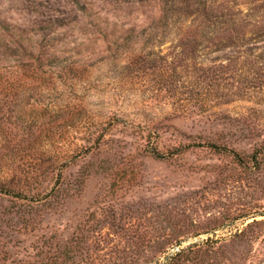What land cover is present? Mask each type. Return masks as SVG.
Here are the masks:
<instances>
[{"label":"rangeland","instance_id":"rangeland-1","mask_svg":"<svg viewBox=\"0 0 264 264\" xmlns=\"http://www.w3.org/2000/svg\"><path fill=\"white\" fill-rule=\"evenodd\" d=\"M160 14L0 0V264H264L263 49Z\"/></svg>","mask_w":264,"mask_h":264},{"label":"trees","instance_id":"trees-1","mask_svg":"<svg viewBox=\"0 0 264 264\" xmlns=\"http://www.w3.org/2000/svg\"><path fill=\"white\" fill-rule=\"evenodd\" d=\"M161 14L153 22L152 27H175L186 25L188 27L180 42L192 47L215 48H243L246 54L253 55V50L263 49L256 54V60L264 61V45H260L264 36V0H254L245 9L237 0H160ZM254 2V3H253ZM257 4H256V3ZM253 3V4H252ZM252 4V5H251ZM260 13L263 15H260ZM249 33L248 37L246 36ZM158 128H155L157 130ZM104 138L101 133L97 139L99 145ZM208 147L218 148L209 141ZM180 149V147H179ZM235 157L237 154L230 151ZM21 191L0 187V195H10L20 200L35 201L22 194L24 189L16 186ZM38 201V200H37ZM216 242V241H215Z\"/></svg>","mask_w":264,"mask_h":264},{"label":"built area","instance_id":"built-area-1","mask_svg":"<svg viewBox=\"0 0 264 264\" xmlns=\"http://www.w3.org/2000/svg\"><path fill=\"white\" fill-rule=\"evenodd\" d=\"M177 250H178V248H177Z\"/></svg>","mask_w":264,"mask_h":264}]
</instances>
